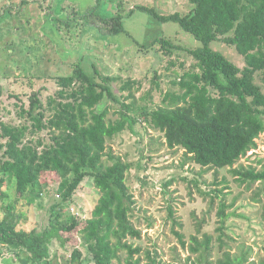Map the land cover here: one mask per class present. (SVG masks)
Masks as SVG:
<instances>
[{"label":"trees","instance_id":"16d2710c","mask_svg":"<svg viewBox=\"0 0 264 264\" xmlns=\"http://www.w3.org/2000/svg\"><path fill=\"white\" fill-rule=\"evenodd\" d=\"M2 1L0 32L12 13V9L6 12ZM188 2V13L165 14L148 5L132 9L147 12L162 22H176L202 42L194 48L168 37L153 42L161 44L165 54L183 49L195 60L192 68L175 81L180 92H166L162 105L137 106L133 88L137 85L139 89L141 82L133 78L124 81L122 89H128L129 94L122 100L112 86L117 77L98 70L90 74L81 62L74 65L72 74L56 78L58 88L46 100L41 90L30 95L29 103L17 96L22 100L17 112L21 122L0 118V198L4 203L0 209V244L28 252L27 262L34 264H61L58 258H51L54 239L73 248L70 264H177L165 261L158 249H145L129 241L142 238V230L132 222L136 199L127 182L133 164L116 154L109 143L127 129L134 131L140 120L163 132L169 148H183L188 160L204 168L230 167L238 181L249 187L264 181V158H259L256 166H235L258 147L257 139L264 132V87L258 81L264 82V0ZM124 17L118 12L104 20V29L114 34L127 32ZM216 41L233 45L245 65L239 66L215 49L212 43ZM1 91L0 88V95ZM146 94L151 95L150 91ZM108 100L120 104V117L115 120L109 117L111 106L105 103ZM88 179L99 190V198L92 213L81 219L67 207ZM45 192L54 195L49 224L40 232V226L30 227L28 211ZM217 192L222 196V189ZM5 199L10 201L5 203ZM256 200L264 203L262 197ZM229 207L225 200L221 201L218 213L222 232ZM170 217L180 243L192 253L187 262L245 264L246 258L233 257L228 250L222 258L213 260V235L205 233L200 239L195 234L187 241L186 235L176 230L183 223L172 206ZM222 236L223 233L219 251L225 244ZM81 245L90 257L84 258ZM124 251L126 257L121 255Z\"/></svg>","mask_w":264,"mask_h":264},{"label":"rangeland","instance_id":"374dc122","mask_svg":"<svg viewBox=\"0 0 264 264\" xmlns=\"http://www.w3.org/2000/svg\"><path fill=\"white\" fill-rule=\"evenodd\" d=\"M2 2L6 12L12 9V13L0 32V118L12 123L21 122L17 112L22 100L29 103L30 95L38 90L42 91L41 95L46 100L58 88L56 78L72 74L77 62H81L90 74L98 70L117 77L112 86L122 100L129 94V90H123L122 85L133 78L141 82L139 89L137 85L133 88L137 106L162 105L166 92H180L181 88L175 81L185 70L192 68L195 60L183 49L165 54L161 44L153 45V42L159 37H168L188 48L202 45L176 22H162L140 10L132 12L137 5H148L165 14L176 11L188 13L191 9L188 0ZM118 12L125 16L127 32L110 33L104 29L107 27L104 20ZM212 45L239 66L245 65L243 56L233 45L221 41ZM258 81L264 87V82ZM149 91L151 95L146 94ZM17 96H21L22 100ZM131 100L126 99L127 102ZM105 103L111 106L109 117L114 120L119 118L117 109L120 104L110 100ZM257 141L258 147L243 156L236 167L241 164L256 166L257 160L264 158V132ZM109 146L133 164L127 176L136 199L132 222L142 230L141 239L129 238L135 246L153 251L158 249L168 263L191 264L187 262L192 254L190 249L182 246L174 232V221L170 217L172 206L175 216L183 223V227L177 226L176 230L183 232L187 241L195 234H199L200 239H204L205 233L213 235V260L222 258L226 250L233 257L246 258L245 264H260L264 259V203L256 200L257 196L264 200V181L249 187L247 183L238 181L239 177L233 174L230 167L207 169L188 160L183 148H169L163 132L155 130L144 120H140L134 131L127 129L121 132ZM257 167L262 168V165ZM219 189L223 190L222 196H218ZM53 195V192H45L29 209L30 227L40 226L41 232L49 224ZM98 198L99 190L88 179L67 210L84 219L92 213ZM222 200L230 206L226 210L223 232L219 229L222 218L218 213ZM9 201L5 199V203ZM3 204L0 198V209ZM222 233L225 244L219 251ZM81 249L84 258L90 257L84 246L81 245ZM72 250L56 239L51 244L53 259L58 258L61 264H70ZM16 251L0 245V264H28L26 257L14 255ZM121 255L126 257L127 253L124 251ZM74 264L80 263L77 261Z\"/></svg>","mask_w":264,"mask_h":264},{"label":"crops","instance_id":"0c3cea01","mask_svg":"<svg viewBox=\"0 0 264 264\" xmlns=\"http://www.w3.org/2000/svg\"><path fill=\"white\" fill-rule=\"evenodd\" d=\"M0 245H2V244H0ZM14 255H15L16 257H18V258H21V257H27V255H29V253L26 252V251L17 250V251L14 253ZM53 257H54V254H51V258H53ZM54 258H55V257H54ZM28 264H34V262H32V261H28Z\"/></svg>","mask_w":264,"mask_h":264}]
</instances>
